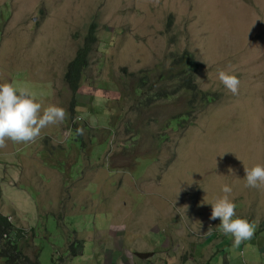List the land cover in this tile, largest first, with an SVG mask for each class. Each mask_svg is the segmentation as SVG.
Wrapping results in <instances>:
<instances>
[{"label":"rangeland","instance_id":"obj_1","mask_svg":"<svg viewBox=\"0 0 264 264\" xmlns=\"http://www.w3.org/2000/svg\"><path fill=\"white\" fill-rule=\"evenodd\" d=\"M90 24L89 69L68 111L64 74ZM179 55L198 65L191 79L203 90L187 109L184 78L172 79L178 92L160 79ZM218 70L237 76L235 94ZM143 78L169 96L137 106L129 91ZM0 82L65 110L33 141L0 145V211L23 231V256L264 264V186L243 179L244 167L264 165V0H0ZM187 111L184 126L166 128ZM73 120L90 127L81 130L83 151L66 145ZM223 184L235 215L258 225L235 247L205 202ZM76 241L81 250L65 251Z\"/></svg>","mask_w":264,"mask_h":264},{"label":"clouds","instance_id":"obj_2","mask_svg":"<svg viewBox=\"0 0 264 264\" xmlns=\"http://www.w3.org/2000/svg\"><path fill=\"white\" fill-rule=\"evenodd\" d=\"M14 18H17V15ZM14 23L17 25L18 22ZM217 80L229 92H237L239 79L234 73L218 70ZM64 118L63 107L57 104L42 107L26 89L8 82H0V145H3L5 139L17 143L31 142L40 135L41 129L62 122ZM76 131L79 133L81 129ZM243 172L245 187L264 186V165L255 163L244 167ZM219 191L220 195L205 201L211 208L209 219L218 218L219 232L230 235L235 247L250 239L258 225L235 215V205L228 196L232 189L228 184L221 185Z\"/></svg>","mask_w":264,"mask_h":264},{"label":"trees","instance_id":"obj_3","mask_svg":"<svg viewBox=\"0 0 264 264\" xmlns=\"http://www.w3.org/2000/svg\"><path fill=\"white\" fill-rule=\"evenodd\" d=\"M95 38L96 35H95L94 25L90 24L83 43L77 48L74 56L72 57V60H70L69 64L66 67V72L64 74V81L69 89V93L72 94L73 96L72 100H70L71 102L69 101L70 104L68 107V111H73L72 110L73 108H77V101L74 99L75 93L77 92L80 86L81 80L85 78L86 73L89 69L88 68L89 58H87L86 53L87 51L90 50V48L94 44ZM175 66L179 67L178 71H175ZM197 68L198 65L192 62L191 60H189V58L181 57V55H179L173 57L169 69L165 71L163 74H160V79L163 78L164 81L166 80V82L170 81L169 83H172L171 86L174 92H178L181 89L179 86L173 85V82L175 81L172 79L176 77L184 78L182 79V81L185 80L184 85L186 86V88L188 87L185 93L189 95V100L186 104V109L194 105L196 100L195 96L200 95L203 92V90L200 89V87H198V84L196 85L193 84V80L191 79L192 76L196 73ZM145 91L150 95L146 96ZM129 96L136 100L137 106L148 107L150 105V101H153L154 99H159V100L165 99L169 96V94L161 90L152 93L151 87L148 86L146 87V81L143 78L134 85L133 90L129 91ZM205 97L207 101L213 100L212 96L209 94H207ZM189 118H190V114L188 111L182 112L181 115H178L175 118H171L173 120H176V124L169 123V120L171 119H168L167 123H165V126L166 128L175 130L184 126L185 123L188 122ZM69 122H70V125L68 127L69 134L67 137L68 141H66V145H68L69 148L73 146L75 149L82 150V146H81L82 131L77 133L76 129L82 130L84 128L89 130L90 127L88 124L86 123L84 124L83 122H79L81 123V126L79 127L77 121L75 120ZM161 138H163V136H161ZM132 140H134V138H130L129 140H126L125 145L127 146V144H129V142ZM98 155L100 154H96V159ZM75 163H77V161ZM22 234L23 231L17 228L16 225H14L10 220H8V216L4 215V213L0 211V264H41V262L39 261V256L35 260H31L29 257L23 256L19 251L17 240ZM76 247H80L81 250L80 241L70 243L67 250L65 251L71 252L73 255L75 253L74 248ZM56 255H60V254L58 253ZM51 264H59V263H55L52 257Z\"/></svg>","mask_w":264,"mask_h":264},{"label":"crops","instance_id":"obj_4","mask_svg":"<svg viewBox=\"0 0 264 264\" xmlns=\"http://www.w3.org/2000/svg\"><path fill=\"white\" fill-rule=\"evenodd\" d=\"M45 106V102L44 103H42V107H44ZM20 154V153H19Z\"/></svg>","mask_w":264,"mask_h":264}]
</instances>
